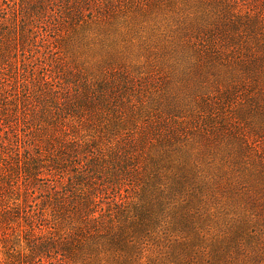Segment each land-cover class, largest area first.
Instances as JSON below:
<instances>
[{"label": "trees", "instance_id": "obj_1", "mask_svg": "<svg viewBox=\"0 0 264 264\" xmlns=\"http://www.w3.org/2000/svg\"><path fill=\"white\" fill-rule=\"evenodd\" d=\"M136 8L152 17L164 10L173 30L160 33L165 40L143 62L116 47L96 67L85 66L93 84L83 92L85 111L102 126L133 127L122 133L117 165L134 206L113 213L94 196L71 210L59 200L49 219L43 207L17 206L30 254L10 253L25 264H45L43 256L58 264H143L167 241L182 258L185 251L210 264H264V12L235 0H151ZM128 82L137 93L121 86ZM51 111L44 113L54 124ZM72 117L58 124L60 135L92 123Z\"/></svg>", "mask_w": 264, "mask_h": 264}, {"label": "rangeland", "instance_id": "obj_2", "mask_svg": "<svg viewBox=\"0 0 264 264\" xmlns=\"http://www.w3.org/2000/svg\"><path fill=\"white\" fill-rule=\"evenodd\" d=\"M235 1L237 6L264 12V0ZM150 2L0 0V264H13L14 261L25 264L23 260L26 259L18 252L12 256L11 248L30 254L25 240H32L29 227L24 219L17 217L20 216L14 210L17 206L19 211L29 204L33 208L43 207L48 219L59 200L60 204L65 201L67 209L71 210L94 196L101 202V208L109 207L113 213L122 206H134L133 187L123 181L117 165L122 161L118 148L125 142L122 133L133 127L130 123L102 126L96 121L95 114L90 116V112L85 111L83 92L93 84L90 82L93 75L86 72L85 66L96 67L98 60L109 58L108 53L116 47L141 62L144 56L151 55L158 41L165 40V34L160 33L170 32L173 28L163 17L164 10L152 17L148 11L140 13L136 8ZM182 2L176 0L178 4ZM118 8L124 12H118ZM125 13L126 19L122 18ZM133 15L137 16L133 18ZM117 28L122 29L119 35ZM110 65L112 69V63ZM140 71L141 68H137L135 73ZM141 77L143 83L148 80L144 79L148 77L144 74ZM45 80L53 85H47ZM116 82H119L116 78L109 80V83ZM121 86L127 93H137L132 87L133 82ZM28 90L31 96L26 101L24 94ZM90 90L92 92L94 88ZM46 107L52 109L54 124L47 120ZM119 107L125 110L122 104ZM77 114L87 116L92 123H85L79 129L67 127L66 134L60 135L58 124L62 120H72ZM40 125L36 130L35 127ZM87 139L89 141H85ZM89 150L99 159L91 160ZM65 158H78L85 167L75 169L78 161L67 160L64 164ZM56 190L60 192L56 193ZM63 193L70 197L63 200ZM5 210L12 212L3 214ZM42 228L45 229L44 225ZM36 231L39 230L35 228ZM143 241L154 247L149 235ZM165 244L158 247L161 250L147 252L141 262L210 264L190 252L184 251L182 258L177 251L173 252L175 248ZM42 259L45 264H58L54 256H43Z\"/></svg>", "mask_w": 264, "mask_h": 264}]
</instances>
